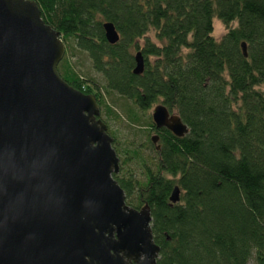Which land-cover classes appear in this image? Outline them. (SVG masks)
Listing matches in <instances>:
<instances>
[{"label": "trees", "instance_id": "trees-1", "mask_svg": "<svg viewBox=\"0 0 264 264\" xmlns=\"http://www.w3.org/2000/svg\"><path fill=\"white\" fill-rule=\"evenodd\" d=\"M34 2L59 33L64 55L68 41L86 54L105 93L139 111L161 103L187 127L181 137L160 128L156 159L137 180L128 171L120 175L124 158L103 122L125 203L150 209L155 264H264V0ZM213 18L225 27L218 40ZM106 22L118 34L113 44L104 37ZM136 52L140 74L132 72ZM64 55L56 67L61 79L94 95L105 118H117ZM123 113L126 122L139 123L129 108ZM130 150L134 157L137 147ZM175 186L179 200L170 205Z\"/></svg>", "mask_w": 264, "mask_h": 264}, {"label": "water", "instance_id": "water-1", "mask_svg": "<svg viewBox=\"0 0 264 264\" xmlns=\"http://www.w3.org/2000/svg\"><path fill=\"white\" fill-rule=\"evenodd\" d=\"M102 29L117 42L111 23ZM64 49L34 0H0V264H155L150 209L125 203L94 95L57 73ZM133 59L140 74V52ZM151 120L187 133L161 103Z\"/></svg>", "mask_w": 264, "mask_h": 264}, {"label": "rangeland", "instance_id": "rangeland-1", "mask_svg": "<svg viewBox=\"0 0 264 264\" xmlns=\"http://www.w3.org/2000/svg\"><path fill=\"white\" fill-rule=\"evenodd\" d=\"M234 25V24H232ZM225 32L224 25L216 18L212 19V31L211 36L218 40L222 34ZM148 37L155 42L153 32L148 34ZM65 57H67L73 71L77 74L78 77L84 78L87 80V83L92 86L91 81L99 88L100 93L103 95V99L106 104L111 106L115 113L118 115L117 118H105L102 112L100 113V119L107 125L108 132L110 131L117 139L120 156L123 159L122 171L120 175H127V171L133 175L137 180H141L142 174L145 170L143 165L148 166L149 161L153 158L150 153H140L130 152L134 147H140L142 145H147L148 135L146 133V127L150 122V115L152 113L153 107L158 104H153L149 109L145 111H139L134 105L128 101L123 100L121 97H118L112 93H105L103 91L104 82L101 76L93 71L90 67L89 60L85 53L77 51L72 41H68V46H66ZM129 108L130 112L139 118V123L131 124L126 122L123 110ZM101 110V109H99ZM110 135V133H109ZM130 148V149H129ZM129 151V152H127ZM133 157V158H132ZM128 158H132L131 161ZM143 179V178H142ZM169 201V200H168ZM250 262L249 264H251Z\"/></svg>", "mask_w": 264, "mask_h": 264}, {"label": "flooded vegetation", "instance_id": "flooded-vegetation-1", "mask_svg": "<svg viewBox=\"0 0 264 264\" xmlns=\"http://www.w3.org/2000/svg\"><path fill=\"white\" fill-rule=\"evenodd\" d=\"M169 114H171V112H169ZM99 115H100V113H99ZM149 123H150V125L148 124V126L146 127V133L148 135V139H147L148 144L142 145L139 148L137 147V153L138 152L150 153V155L153 156V158H151V160H150V161H152V160L156 159L157 151H159V148H160L159 135H158V133L160 132V128H156L154 126V124L152 123V120H151V115H150V122ZM118 171H119V160H118Z\"/></svg>", "mask_w": 264, "mask_h": 264}]
</instances>
